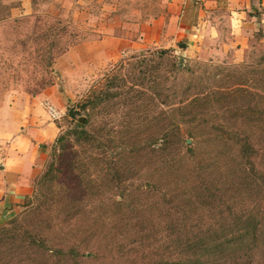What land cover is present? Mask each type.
I'll list each match as a JSON object with an SVG mask.
<instances>
[{
	"label": "rangeland",
	"instance_id": "rangeland-1",
	"mask_svg": "<svg viewBox=\"0 0 264 264\" xmlns=\"http://www.w3.org/2000/svg\"><path fill=\"white\" fill-rule=\"evenodd\" d=\"M149 8L144 0H32L25 12L20 0H0V147L27 101L48 88L61 96L59 134L81 125L78 118L84 122L89 113L87 128L136 139L132 147L101 145L104 154L69 143L65 156L90 161L85 174L100 192L87 190L86 176L65 169L59 173L58 184L81 201L69 228L59 226L49 235L50 245L78 243L80 253L89 249L93 254L58 264L169 263L184 252L191 225L218 227L241 215L259 230L257 241L249 250L235 245L211 264H264V31L253 23L245 32L230 34L228 15L215 10L208 11L213 12L208 13L209 30L186 53L177 46L124 51L112 65L92 69L84 51L74 52L96 40L107 24L117 19L125 27L136 24L128 19L142 17ZM215 25L214 35L210 29ZM152 51L164 53L151 56L148 64L156 69L144 87L134 57ZM77 62L92 70L75 74ZM173 64L183 68L172 72ZM113 74L125 82L123 87H133L121 105L81 112L79 105ZM140 88L146 91L143 99L135 92ZM169 130L178 132L175 146L160 151L145 143L150 135ZM246 139L253 148L249 156L240 149ZM113 160L122 165L118 170L124 180L118 187L109 181ZM36 219L31 216L23 229H36ZM33 258L8 239L0 241V264L55 260L40 254Z\"/></svg>",
	"mask_w": 264,
	"mask_h": 264
},
{
	"label": "trees",
	"instance_id": "trees-1",
	"mask_svg": "<svg viewBox=\"0 0 264 264\" xmlns=\"http://www.w3.org/2000/svg\"><path fill=\"white\" fill-rule=\"evenodd\" d=\"M144 53L134 57L136 61L133 65L139 70V84L145 87L151 82L152 69H156L155 66L152 67L148 64L152 62L151 56L155 55L156 59L161 58L164 51ZM171 68L172 72H179L183 66L180 67L179 64H173ZM106 80L107 83H105L103 89L95 91L92 96L85 98L79 105L81 112L84 113L87 108L91 110L95 106L102 105L105 111L107 109H115L116 106L121 105V100L133 89V87H126L127 89L123 87L125 82L120 77L114 76V74L111 77L107 76ZM116 81H119V83H115ZM145 81H148V83L144 84ZM111 86L114 89H109ZM135 92L142 99L146 95V91L143 88ZM84 116L85 120L81 125L77 124L75 127L60 133L54 140L42 172L33 181L31 195L19 207L17 214L20 213V215L17 217L14 214L0 225V241L8 239L12 246L21 249L30 260H34L35 258L33 257L40 254L48 262H51L49 258H55L51 263L58 264L66 260L75 261L78 257L89 259L93 254L89 249L80 253L81 245L78 243L70 246L64 243L62 245H50L52 239L49 238V235L55 234L59 226L66 229L69 228L68 222L74 217L77 206L81 201L74 198L67 187L65 189L64 186L58 184L57 179L61 170L65 169L71 173L76 172L79 175L86 176L85 179L87 178V181L90 180L88 181L90 186L87 190L91 193L100 192L95 185V180H91L89 174H85V167L90 161L79 156L72 158L65 156L69 143L82 149L100 148L102 149V154H104V148L101 145L107 146L109 144L114 148L121 146V144L131 147L137 144V142L133 143L136 139L131 141L126 137L122 140V138L112 136L110 133L105 134L102 128H97L96 131L87 128L90 115L89 113H84ZM103 139H105V143H103ZM145 140V143H149L151 146L157 145L161 151L175 146L179 141V135L176 130H169L158 133V135H150ZM158 141H161L160 144H158ZM240 149L244 155L247 153L248 156L253 152V148L247 139L243 141ZM111 162V165H109L111 168L109 181L114 184V187H118L124 180V177L121 178L120 170H118L122 165L115 160ZM33 215H37L35 222L38 225L34 227L36 229L31 231H28L27 228L23 229V223ZM230 220V223L225 222L218 227L209 225L197 229V227L191 225L188 230L189 237H185L183 240L184 252L180 253L181 255L176 259L174 258L165 264H211L221 258L227 251L232 250L235 245H240L242 249L249 250L250 245L257 241L258 238L259 230L256 229L254 222L250 221V218L245 215L240 217L232 216Z\"/></svg>",
	"mask_w": 264,
	"mask_h": 264
},
{
	"label": "crops",
	"instance_id": "crops-1",
	"mask_svg": "<svg viewBox=\"0 0 264 264\" xmlns=\"http://www.w3.org/2000/svg\"><path fill=\"white\" fill-rule=\"evenodd\" d=\"M144 1L150 5L148 12H143L142 17L128 19L136 24L125 27L117 19L116 24H107L96 40L86 43L84 48L74 49V52L81 54L84 51L92 69L97 65H112L124 51L168 49L182 45L186 53L196 48L205 30H209L208 13L213 12L208 11L215 10L228 15L226 31L230 34L245 32L253 27V23L264 31V0ZM20 2L27 12L32 0ZM134 14L140 15V12ZM213 27L210 31H215V35L218 31L216 25ZM82 59L77 60L81 62ZM80 62L74 66L75 74L92 70ZM53 92L52 88H48L38 97L47 99L59 110L62 107L61 96H55ZM39 98L27 101L28 105L16 116L12 135H6L2 140L7 144L0 147V225L17 213L23 201L31 195L33 181L41 172L50 146L60 131L58 123L49 119Z\"/></svg>",
	"mask_w": 264,
	"mask_h": 264
},
{
	"label": "built area",
	"instance_id": "built-area-1",
	"mask_svg": "<svg viewBox=\"0 0 264 264\" xmlns=\"http://www.w3.org/2000/svg\"><path fill=\"white\" fill-rule=\"evenodd\" d=\"M41 105L51 121H57L62 117V113L56 110L51 104L45 102Z\"/></svg>",
	"mask_w": 264,
	"mask_h": 264
},
{
	"label": "water",
	"instance_id": "water-1",
	"mask_svg": "<svg viewBox=\"0 0 264 264\" xmlns=\"http://www.w3.org/2000/svg\"><path fill=\"white\" fill-rule=\"evenodd\" d=\"M177 47H181L182 48V45H178ZM78 122L79 123H83V119L81 117L78 118Z\"/></svg>",
	"mask_w": 264,
	"mask_h": 264
}]
</instances>
